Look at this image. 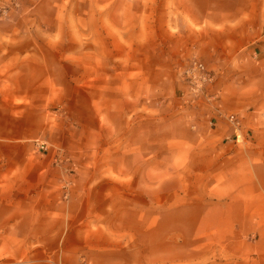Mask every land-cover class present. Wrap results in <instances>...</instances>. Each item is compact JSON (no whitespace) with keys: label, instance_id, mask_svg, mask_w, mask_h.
Segmentation results:
<instances>
[{"label":"crops","instance_id":"1","mask_svg":"<svg viewBox=\"0 0 264 264\" xmlns=\"http://www.w3.org/2000/svg\"><path fill=\"white\" fill-rule=\"evenodd\" d=\"M163 8L143 28L147 53L133 58L131 79L106 58L99 80L85 81L101 89L99 160H80L63 143L38 149L55 86L48 71L21 67L13 76L23 82L7 81L0 264H264V142L257 139L264 134V0H172ZM130 33L140 38L139 27ZM191 57L210 71L204 94L176 110L169 97L162 122L139 113L140 88L148 89L141 102L149 112L159 86L184 93L181 72ZM59 86L74 89L76 80ZM58 104L75 109L72 100Z\"/></svg>","mask_w":264,"mask_h":264},{"label":"rangeland","instance_id":"2","mask_svg":"<svg viewBox=\"0 0 264 264\" xmlns=\"http://www.w3.org/2000/svg\"><path fill=\"white\" fill-rule=\"evenodd\" d=\"M164 1L172 0H0V93L8 80L17 86L23 82V77L13 76V72L21 67L31 75L48 71L45 77L55 82L50 97L45 100L43 134L36 138L37 144L44 146L40 150L63 143L76 147L80 160L100 159L101 89L90 87L85 81L99 80L100 68L106 58L109 69H128L131 79L133 58L147 53V38L142 35L146 29L143 28L147 27L149 15L154 16V10L157 18L163 15ZM166 18L167 21L171 18L169 12ZM169 25L168 31L175 32L176 27ZM106 27L108 36L105 35ZM138 27L140 38H135L130 32ZM156 32L163 36L160 28ZM67 78L76 80L74 89L59 86ZM132 91L135 88L125 89V100L129 103ZM140 91V100L147 99L144 97L148 96L147 87ZM183 92L174 86L161 85L150 98L151 112L145 107L147 103L141 101L138 112L150 113L157 122H162L159 117L163 115V103L169 97L173 98L175 110L181 104L193 103L199 98L188 94L186 85ZM66 99L75 103L71 112L65 105L59 107L58 102ZM20 103V98H13V113H18ZM176 114L177 111L173 112ZM61 131L65 134L61 135ZM257 139L264 142V134Z\"/></svg>","mask_w":264,"mask_h":264},{"label":"built area","instance_id":"3","mask_svg":"<svg viewBox=\"0 0 264 264\" xmlns=\"http://www.w3.org/2000/svg\"><path fill=\"white\" fill-rule=\"evenodd\" d=\"M182 80L185 82L188 94H192L194 98L204 94V85L211 80V74L205 65L196 58H191L185 64L181 72ZM192 98V99H194ZM227 120L231 123L234 129H237L238 119L233 114L226 115ZM234 140L238 141L237 134L234 135ZM38 149H44L43 144H38Z\"/></svg>","mask_w":264,"mask_h":264}]
</instances>
